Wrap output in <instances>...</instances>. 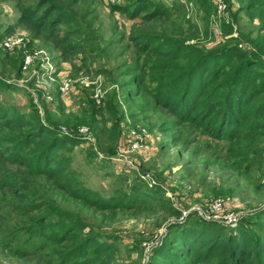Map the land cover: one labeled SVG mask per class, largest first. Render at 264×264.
<instances>
[{
  "label": "rangeland",
  "instance_id": "1",
  "mask_svg": "<svg viewBox=\"0 0 264 264\" xmlns=\"http://www.w3.org/2000/svg\"><path fill=\"white\" fill-rule=\"evenodd\" d=\"M40 1L0 0V114L39 116L77 137L59 153L68 158L72 175L108 205L90 204L70 193L76 185L63 187L39 173L29 148L16 153V137L28 127L1 116L0 264L95 263L94 252L76 257L81 241L56 237L75 223L82 224L74 229L80 239L97 237L112 246L111 258L101 264H149L155 249L179 241L187 226L264 210V130L231 142L177 121L154 103L155 80L173 72L168 60L152 56L147 62L136 40L146 33L205 52L250 49L253 39L264 38V0L254 7L253 0H158L169 16L151 20L143 19L147 6L131 17L135 0H54L69 21L36 29L21 17ZM14 33L19 43L2 45ZM27 50L35 58L25 65ZM8 56L18 60L17 67ZM257 59L264 64V52ZM173 61L178 69L193 63L183 55ZM143 69L149 76L138 85L133 79ZM65 81L72 82V91L62 90ZM97 88L103 97L93 108ZM216 200L222 201L220 210L213 207Z\"/></svg>",
  "mask_w": 264,
  "mask_h": 264
},
{
  "label": "trees",
  "instance_id": "2",
  "mask_svg": "<svg viewBox=\"0 0 264 264\" xmlns=\"http://www.w3.org/2000/svg\"><path fill=\"white\" fill-rule=\"evenodd\" d=\"M135 1L133 8L128 9H132L131 17L137 16L145 6L148 11L143 19L151 20L159 14L169 16L168 9L158 0ZM253 1L252 7L259 0ZM45 5L47 8L43 10V16H38ZM21 20L40 29L46 23L54 28L67 23L69 18L57 10L54 0H41L37 8L25 7ZM136 40L147 62H153L152 56L166 58V67L173 70L155 80L156 106L166 108L177 121L190 123L202 133L217 139L234 142L241 137L254 138L261 135L264 130V64L257 58L264 52V38L253 39L255 47L250 49L235 46L221 52H205L200 47L174 37H154L146 33ZM182 55L189 57L193 63L178 69L173 60ZM8 60L13 67L18 66L16 58L8 56ZM232 63L239 65L233 67ZM143 67L147 69L146 64ZM146 76H149L148 72L143 69L133 81L142 85ZM145 88L149 89V86L145 85ZM92 101V107H98ZM106 109L114 117L117 116L113 104L107 103ZM1 116L10 124L28 127L27 134L22 138L19 134L16 137V153L29 148L30 160L39 169V173L63 187L76 185V188L69 190L70 193L90 204L108 205V202L72 175L67 164L68 158L59 153V149L78 142L77 137L60 132L58 126L44 122L39 116L27 120L15 112H5ZM117 125L114 124V129ZM231 155H237L234 149ZM172 210L176 214V210ZM256 217L258 220L254 222ZM201 224L187 226L179 241L174 239L170 244L156 248L149 264H264V210L242 216L236 226L213 220ZM249 224L254 228H249ZM81 226L77 223L64 225L61 229L66 230L56 237L65 241H81L76 251L80 256L76 257L94 252L99 256H96L97 261L93 264L108 261L113 253L112 246L97 237L80 239L74 229Z\"/></svg>",
  "mask_w": 264,
  "mask_h": 264
},
{
  "label": "built area",
  "instance_id": "3",
  "mask_svg": "<svg viewBox=\"0 0 264 264\" xmlns=\"http://www.w3.org/2000/svg\"><path fill=\"white\" fill-rule=\"evenodd\" d=\"M107 1H109L110 3H112L114 5H116V4L122 5V4L127 3L129 0H107ZM19 39L21 40V38L19 37V33H14L9 37L4 38L2 41V45H5L7 47L8 46L12 47L14 44L19 43V41H20ZM34 58H35V55H33L32 53H30L27 50L26 54H25V61H24L25 65L33 62ZM72 87H73V84L71 81H65L64 84L62 85V90L64 92L72 91ZM102 97H103L102 90L100 88H97L96 92L93 95V99H94L95 103L101 104ZM60 132L65 133V134H69V133H67V130L63 127L60 128ZM86 132L87 131L84 128L80 130L81 134H86ZM143 132H146V131L144 130ZM139 135H141V134H139ZM213 207L217 210H220L222 207V201L216 200ZM223 217H224V221H222V222L229 224V225H235L240 219L239 216L235 213L227 214Z\"/></svg>",
  "mask_w": 264,
  "mask_h": 264
}]
</instances>
